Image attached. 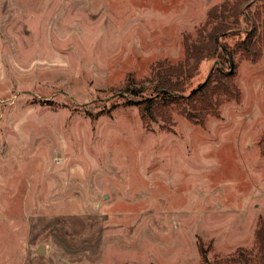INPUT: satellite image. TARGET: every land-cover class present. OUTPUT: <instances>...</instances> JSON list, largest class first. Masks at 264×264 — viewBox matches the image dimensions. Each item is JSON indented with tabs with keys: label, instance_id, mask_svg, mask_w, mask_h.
I'll return each mask as SVG.
<instances>
[{
	"label": "rangeland",
	"instance_id": "374dc122",
	"mask_svg": "<svg viewBox=\"0 0 264 264\" xmlns=\"http://www.w3.org/2000/svg\"><path fill=\"white\" fill-rule=\"evenodd\" d=\"M219 2L0 0V264L261 258L264 53L203 125L154 128L120 97Z\"/></svg>",
	"mask_w": 264,
	"mask_h": 264
},
{
	"label": "trees",
	"instance_id": "16d2710c",
	"mask_svg": "<svg viewBox=\"0 0 264 264\" xmlns=\"http://www.w3.org/2000/svg\"><path fill=\"white\" fill-rule=\"evenodd\" d=\"M219 1L208 10L196 34L184 37L182 59H162L153 64L147 76L138 79L131 75L124 82L120 89L123 104L137 106L146 125L171 131L179 114L203 125L219 116L222 105L242 99L236 59L257 62L264 53V0ZM210 60L213 66L204 82L192 88L202 63ZM259 143L264 153V135ZM256 241L261 258L241 256L220 264L263 262V225L256 231ZM202 256L208 264V257Z\"/></svg>",
	"mask_w": 264,
	"mask_h": 264
},
{
	"label": "water",
	"instance_id": "95a60500",
	"mask_svg": "<svg viewBox=\"0 0 264 264\" xmlns=\"http://www.w3.org/2000/svg\"><path fill=\"white\" fill-rule=\"evenodd\" d=\"M45 252V247H40L38 250H37V253H44Z\"/></svg>",
	"mask_w": 264,
	"mask_h": 264
}]
</instances>
